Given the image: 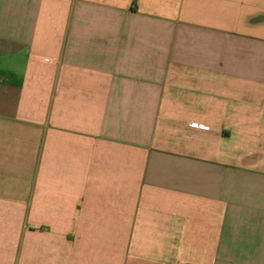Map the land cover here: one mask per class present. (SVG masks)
Wrapping results in <instances>:
<instances>
[{"label": "crops", "instance_id": "1", "mask_svg": "<svg viewBox=\"0 0 264 264\" xmlns=\"http://www.w3.org/2000/svg\"><path fill=\"white\" fill-rule=\"evenodd\" d=\"M0 264H264V0H0Z\"/></svg>", "mask_w": 264, "mask_h": 264}]
</instances>
